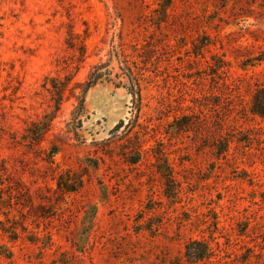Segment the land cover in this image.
Here are the masks:
<instances>
[{
    "label": "rangeland",
    "instance_id": "obj_1",
    "mask_svg": "<svg viewBox=\"0 0 264 264\" xmlns=\"http://www.w3.org/2000/svg\"><path fill=\"white\" fill-rule=\"evenodd\" d=\"M170 1L0 0V264H264V0Z\"/></svg>",
    "mask_w": 264,
    "mask_h": 264
},
{
    "label": "trees",
    "instance_id": "obj_2",
    "mask_svg": "<svg viewBox=\"0 0 264 264\" xmlns=\"http://www.w3.org/2000/svg\"><path fill=\"white\" fill-rule=\"evenodd\" d=\"M170 5H171V1L168 0L166 7H169ZM53 88L54 90H56V92H59V99L56 103L55 111H53V113L46 115L42 121H38L32 125L31 135L37 137V140H35L36 142H40L43 139V137L50 131L53 119L55 118V114L60 111V107L63 102L62 94L64 92V88L58 89V87L55 85L53 86ZM249 112L254 116L264 119V86H260L255 89L250 102ZM225 152H227V148L221 150L220 154L223 155ZM55 154H57V150L54 151L53 155ZM0 162H2V160H0ZM159 169L160 171H162L163 174L166 173L165 177L167 181L171 183L174 177L170 168H167V172L166 170H161L162 169L161 167H159ZM3 171L5 172L6 168L5 167L2 168V166H0V174ZM0 176L2 178L3 174ZM80 179L81 178H78V185L74 187L72 186V184L69 183L68 179L65 181L62 178L58 182L59 188H61V190L64 192L75 193L82 187V180ZM3 224L4 223L0 221V232L5 234L8 232V230L3 226ZM13 233L16 237L17 231L16 232L14 231ZM15 239L16 238H12L11 240H15ZM211 253H212L211 248L209 244L205 241L194 240L190 242L186 247V256L188 257V261H191L192 263L203 261L210 258L212 255ZM0 255L5 256L9 260H11L13 257L12 251L8 247V245L3 244L1 242H0Z\"/></svg>",
    "mask_w": 264,
    "mask_h": 264
}]
</instances>
